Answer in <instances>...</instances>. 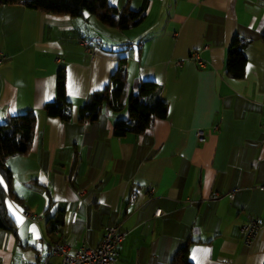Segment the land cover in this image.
<instances>
[{
	"label": "crops",
	"instance_id": "0c3cea01",
	"mask_svg": "<svg viewBox=\"0 0 264 264\" xmlns=\"http://www.w3.org/2000/svg\"><path fill=\"white\" fill-rule=\"evenodd\" d=\"M108 2L144 18L120 30L88 12L0 4V123L29 109L36 116L29 152L6 158L19 201L0 174L15 224L0 229V264H61L52 243L96 246L114 220L124 233L117 264H170L187 240L193 264H264V0ZM236 37L248 41L241 77L226 68ZM122 60L123 102L130 83L154 80L167 113L117 137L114 113L124 107L103 108L93 122L79 121L78 109ZM61 67L67 121L43 110ZM253 218L262 225L247 238L240 226Z\"/></svg>",
	"mask_w": 264,
	"mask_h": 264
},
{
	"label": "trees",
	"instance_id": "16d2710c",
	"mask_svg": "<svg viewBox=\"0 0 264 264\" xmlns=\"http://www.w3.org/2000/svg\"><path fill=\"white\" fill-rule=\"evenodd\" d=\"M0 4H18L48 14H66L80 16L84 12L91 13L103 24L120 30H127L142 21V9L134 10L128 5L118 9L109 4L108 0H0ZM264 43V33L261 36ZM248 41L234 38L227 52V72L234 77L244 73L247 58L244 47ZM124 61L110 75L107 84L93 91L78 109V120L84 122L96 121L103 108L119 110L126 106L127 119H118L112 129L113 135L122 137L127 133L142 134L148 131L157 118H164L167 113V102L158 99V84L154 80H142L135 89L126 96L127 72ZM65 70L59 68L56 74V97L45 102L43 110L48 116L69 120L72 114V103L67 99L65 89ZM36 116L29 109L24 113L11 116L6 122L0 123V174L6 182V188L11 197V172L7 167L6 158L16 154H27L31 148L35 132ZM5 191L0 188V229L15 231V224L5 207ZM58 221V220H57ZM55 221V223L57 222ZM55 225V224H54ZM187 240L177 248L171 257L170 264H193L189 260V245Z\"/></svg>",
	"mask_w": 264,
	"mask_h": 264
},
{
	"label": "built area",
	"instance_id": "2783aa9c",
	"mask_svg": "<svg viewBox=\"0 0 264 264\" xmlns=\"http://www.w3.org/2000/svg\"><path fill=\"white\" fill-rule=\"evenodd\" d=\"M191 56L195 57L196 53ZM7 58L6 54L0 50V63ZM199 65L203 66L204 61L197 57ZM199 140H203L202 131H197ZM259 189L264 190V182L258 185ZM151 192V187L149 188ZM162 210H156L155 215H160ZM262 225L261 220L250 219L240 226L241 233L247 238H251L258 228ZM124 239V233L121 231L120 224L114 220L104 226L103 235L100 242L96 246H81L73 251H70L69 246L64 241H57L50 245L52 251L61 256V264H117L118 248ZM37 241L42 242L39 238ZM14 264H23L20 261Z\"/></svg>",
	"mask_w": 264,
	"mask_h": 264
},
{
	"label": "rangeland",
	"instance_id": "374dc122",
	"mask_svg": "<svg viewBox=\"0 0 264 264\" xmlns=\"http://www.w3.org/2000/svg\"><path fill=\"white\" fill-rule=\"evenodd\" d=\"M135 89L136 88V86H135V84H132V83H130V89L128 90L129 91V93H130V91L132 90V89ZM113 112V111H112ZM120 114V115H122V117H120V118H125V119H127L128 118V115H127V111H126V106H124V108L123 109H121L119 112H115L114 114Z\"/></svg>",
	"mask_w": 264,
	"mask_h": 264
}]
</instances>
